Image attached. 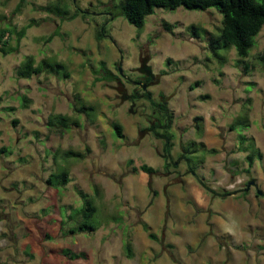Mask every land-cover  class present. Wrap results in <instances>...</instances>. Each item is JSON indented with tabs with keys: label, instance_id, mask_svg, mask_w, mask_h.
I'll list each match as a JSON object with an SVG mask.
<instances>
[{
	"label": "rangeland",
	"instance_id": "obj_1",
	"mask_svg": "<svg viewBox=\"0 0 264 264\" xmlns=\"http://www.w3.org/2000/svg\"><path fill=\"white\" fill-rule=\"evenodd\" d=\"M121 1L26 0L16 11L20 0H0V31L11 30L0 38V264H264V26L246 58L229 47L217 59L207 45L221 25L215 8L155 9L137 29ZM53 6L76 16L41 10ZM27 56L69 76L19 78ZM144 61L155 77L147 91L173 115L168 166L148 130L150 102L125 98ZM54 115L78 126L53 128ZM143 164L154 172L132 173ZM190 167L228 195L204 191ZM62 172L66 185L47 183ZM88 202L93 230L80 231Z\"/></svg>",
	"mask_w": 264,
	"mask_h": 264
},
{
	"label": "trees",
	"instance_id": "obj_2",
	"mask_svg": "<svg viewBox=\"0 0 264 264\" xmlns=\"http://www.w3.org/2000/svg\"><path fill=\"white\" fill-rule=\"evenodd\" d=\"M25 2L26 0H20L16 11H19ZM115 8L118 10L119 16L123 17L129 25L137 29H141L144 26L145 19L152 15L155 9H167L174 11L178 8H183L188 11H206L210 8H215V10L221 16V25L216 35H210L207 38V45L210 53L217 59H220L218 53L229 47H232L235 50L236 55L239 58H246L249 55V52L254 48L256 43L255 38L264 26V0H122L117 6H115ZM41 10L58 16L62 20H71L76 16H68L66 10L61 11L57 6H53L51 8H42ZM29 26H31V24L15 33L17 44L25 36L26 29ZM190 29L194 36L197 37L199 29L195 26H191ZM104 33L105 29L104 27H101L97 33V39L101 40L105 38ZM10 35L11 30L8 28L2 29L0 31L1 39L6 36L7 41ZM2 44L6 45V42L4 41ZM261 58L263 60L264 56ZM42 73L62 76L64 78L69 76V73L63 64L43 60L37 66H34V60L30 56L25 58L23 64L17 71L18 77L24 79L31 78L32 76H38ZM148 95L149 94L145 95V97L147 98ZM151 106L153 107L157 117L155 122L150 126L149 131L152 133L155 139L162 141L163 160L166 163L165 166H168L169 160L171 158V149L173 146L171 135L173 115L165 104L152 103ZM78 111L84 112V108H79ZM244 118L245 117H242L240 120H236V122L231 125L230 130H235L237 127H245L246 120ZM195 119L199 120V118ZM48 125L53 128H58L61 131H65L70 129L72 126H78V123L76 121H71L66 116L54 115L49 118ZM113 126L116 135L121 137V127L118 124H114ZM239 141L241 145H243L247 142V139L244 135H240ZM243 148L245 150L248 148L251 150L252 146L247 145ZM208 152L210 154H215L216 150L209 149ZM70 155L77 157L80 156L78 153L76 154L72 152H63L62 154L63 157H69ZM261 157V153L256 149L253 153L250 152V154L246 156L248 169L253 165L254 159H261ZM129 163H131V161H129ZM248 169L246 172H249ZM138 170L145 174H152L154 172L151 167L145 164L140 165L139 167H132V173H135ZM189 172L197 178L193 168L190 167ZM197 180L204 191L214 196L216 195L218 197H225L228 195V193L217 194L215 190L210 188L199 177ZM68 182L69 179L65 172L52 175L47 180V183L51 186H63ZM94 212L95 208L90 204V202H88L86 206L81 209V217L83 222L79 226L78 230H93L90 221ZM150 237L154 238L153 236ZM125 251L126 254L130 256V246L127 243L125 244ZM64 254L68 255V251H64ZM71 257L75 258L76 255L73 254Z\"/></svg>",
	"mask_w": 264,
	"mask_h": 264
},
{
	"label": "flooded vegetation",
	"instance_id": "obj_3",
	"mask_svg": "<svg viewBox=\"0 0 264 264\" xmlns=\"http://www.w3.org/2000/svg\"><path fill=\"white\" fill-rule=\"evenodd\" d=\"M147 66V64L144 62V66ZM119 69V68H118ZM151 70V69H150ZM152 72V71H151ZM142 78L140 81H133V83L135 84V87L131 90V92L125 96V98L127 99V101H129L130 103H134L137 98H144L145 95L149 94L147 96V101L150 102V104H155L156 102H153L152 96L149 93L148 88L152 87L151 85L155 84V77L153 75V77H148L144 74H141ZM138 90H140V93H138ZM158 104H165L163 103L162 100H160L159 102H157ZM166 105V104H165ZM159 115V114H158ZM159 117V116H158ZM155 122V121H154ZM154 122H150V125L148 127V130L150 129V126L154 123ZM151 133V132H150ZM152 134V133H151Z\"/></svg>",
	"mask_w": 264,
	"mask_h": 264
},
{
	"label": "water",
	"instance_id": "obj_4",
	"mask_svg": "<svg viewBox=\"0 0 264 264\" xmlns=\"http://www.w3.org/2000/svg\"><path fill=\"white\" fill-rule=\"evenodd\" d=\"M144 62H143V64H141L140 68L138 69V72L152 78L153 74H152V72L148 66H146V65L144 66ZM119 72L121 73L120 68H119ZM252 184H253V182L250 185H252ZM257 194L261 195V192L257 191Z\"/></svg>",
	"mask_w": 264,
	"mask_h": 264
},
{
	"label": "crops",
	"instance_id": "obj_5",
	"mask_svg": "<svg viewBox=\"0 0 264 264\" xmlns=\"http://www.w3.org/2000/svg\"><path fill=\"white\" fill-rule=\"evenodd\" d=\"M153 74V73H152ZM154 75V74H153Z\"/></svg>",
	"mask_w": 264,
	"mask_h": 264
}]
</instances>
